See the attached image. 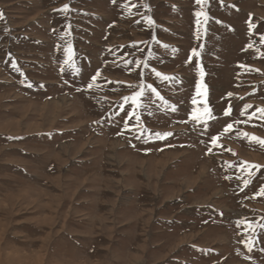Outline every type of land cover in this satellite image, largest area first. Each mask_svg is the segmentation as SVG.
<instances>
[{
  "label": "rangeland",
  "instance_id": "1",
  "mask_svg": "<svg viewBox=\"0 0 264 264\" xmlns=\"http://www.w3.org/2000/svg\"><path fill=\"white\" fill-rule=\"evenodd\" d=\"M65 4L67 15L59 11ZM201 7L0 0V264H264V196L252 198L264 168L239 167L264 165V148L236 136L264 138V122L236 124L223 147L206 154L212 135L246 119L245 104L249 113L264 108V0H206L209 20L199 18L197 39ZM194 48L200 55L186 63ZM153 68L177 79L156 77ZM97 70L99 87L87 89ZM141 71L164 99L149 93L151 102L136 109L139 123L128 118L126 130L133 108L118 106L139 90L128 85ZM205 105L218 118L201 135L188 116ZM248 171L255 175L245 187Z\"/></svg>",
  "mask_w": 264,
  "mask_h": 264
},
{
  "label": "snow or ice",
  "instance_id": "2",
  "mask_svg": "<svg viewBox=\"0 0 264 264\" xmlns=\"http://www.w3.org/2000/svg\"><path fill=\"white\" fill-rule=\"evenodd\" d=\"M113 3L116 2V0H112ZM195 3L198 4V5H201V11H198L195 13V16L197 17V20H196V24H197V32H196V37L197 39L200 38V25L202 24V21L199 19L201 17L202 14H204V9H203V5L206 3V0H195ZM123 7L127 8L128 5L125 4L123 5ZM143 7L148 11L150 12L151 9L149 7V5L147 3H144L143 4ZM172 10L173 11H176V7L173 5L172 6ZM59 11H61L63 14L67 15V13L69 12V6L68 4H65L63 6L62 9H60ZM131 14V13H129ZM146 22L147 24L149 25V27H155V22L152 20V18L150 16H143L142 17ZM0 19H4V16H3V13L0 12ZM209 20V17L204 14V20H203V23H207ZM137 23H139V21H137ZM68 28H71V25L69 24L68 25ZM253 28V25L251 23H249V32L251 33V30ZM68 33L65 32L64 35H67ZM152 41L154 42H157V38L155 36V34H153V36L151 37ZM260 42L262 44H264V35H261L260 36ZM252 44L249 43L245 49L243 50H247L248 48H252ZM130 47H133L135 48L136 47V44H132L130 45ZM164 47H167V45H165ZM201 49L203 48V45L200 46ZM64 51L68 54V57L69 59L71 58V55H72V52H71V46L69 45L67 48L64 49ZM173 52L176 51V49H172ZM149 55H151V53H149ZM200 53L194 48L192 49V54L188 57V60L186 61V63H190L192 61V57L193 56H199ZM67 63V61H65ZM124 63V67L127 68L129 64L132 63V61H123ZM135 64L137 66H140L141 64H143L144 68H147L148 67V62L147 60H136L135 61ZM13 67H15V64H13ZM241 67H245L243 65H241ZM134 69H130V71H133ZM195 71H197L198 75L200 77H203L204 75V72H203V69H202V66L200 64L199 61H197L196 63V66H195ZM77 72H79V69L76 70ZM152 72L155 74L156 77H161V73L156 71V69H152ZM101 75V71L100 70H97L96 74L93 75L91 77V82H89L87 84V89H93L94 87H99V85H97L95 82L97 80L98 77H100ZM139 83L138 84H132V85H128L129 88H132V89H139L138 91H133L131 95H126L124 97H122V100L124 101V103L120 104L118 107L120 109L121 112L123 111H126L125 109V104H128L129 102H131V105H132V108L133 110L132 111H128L127 112V117L125 118L124 120V128L127 130L129 128V124H128V118H131L133 116H135L137 122L139 123L140 121V116L136 114V109H139L141 107H145L146 105L144 104V100L145 99H148L149 102H151V95H154L156 98H159L161 100H163L164 98L162 96H160V94L157 92V90L151 85V84H146L144 82V73L143 71H141L139 73ZM162 79L164 80H168V79H177L176 77H168V76H163L161 77ZM117 84L119 83H123V82H116ZM28 87H32L31 84H28ZM42 87V85H41ZM201 88H202V85L200 83L199 80H197L196 82V91L197 93L199 94L200 91H201ZM78 91H80V89H77ZM149 93H151V95H149ZM229 96H231V93L228 94ZM241 99H243L241 97ZM165 105L170 108V110L172 112H177L178 111V108L174 105H169L167 101H164ZM197 103V100H196V97L194 96L192 98V104L195 105ZM253 106L250 105V104H245L243 106V108L241 109L240 111V116L241 117H246V119L244 120H236L232 123H228L226 124L222 131L221 132H218L216 135H212L210 137V140H209V144L211 145V147H208L207 149V152L206 154H211L212 153V150H213V147H220L222 148L223 145L219 143V141L223 138V136L225 134H229L231 132L234 131L235 129V125L236 124H251V122L256 119V120H259L261 122H264V108H257L255 111L249 113L248 112V109L252 108ZM257 113H259V115L257 116ZM115 115H119V112L115 113ZM223 115L225 117H228L231 115V107H229V109H226L223 113ZM218 117H216L211 109L205 105L203 109L201 108H198V107H193L192 110H191V113L189 114L188 116V121H194L197 125H202V128H201V135H207L208 132H209V128H210V124H209V121H212V120H216ZM109 119H111V117H109ZM188 121H177L179 123H187ZM96 123H99V121H96ZM252 126H256V125H252ZM154 135L157 137V138H165V137H168V136H171L173 135V133L171 132H164V133H160V132H156L154 133ZM236 136L238 138H241V139H245L248 141L249 144H258L261 148H264V138H259L257 136H255L254 134L253 135H250L249 133L247 132H242V131H236ZM202 143L204 141H201ZM226 151H231L230 149H225ZM233 155H236L234 152H233ZM231 166V165H230ZM240 168L244 169L245 171L249 170V169H255L256 171H259L261 168H264V165H258V164H253V163H249V162H245V161H241L240 162V165H239ZM255 173L252 172V171H248V178L247 179H244L243 180V185L245 187H247L250 182H251V178L252 176H254ZM230 177H225V179H229ZM240 177L238 176L237 179H239ZM243 191V189H241ZM257 195H260V196H264V186H261L260 189L258 190V192L254 193L253 194V197L252 198H255V196ZM247 198V197H246ZM221 215H223V213H221ZM245 220H241V221H238L237 224L239 225L240 223H244ZM249 227H252L251 224H249ZM262 228H264V225H261ZM249 251H251V247H249Z\"/></svg>",
  "mask_w": 264,
  "mask_h": 264
}]
</instances>
